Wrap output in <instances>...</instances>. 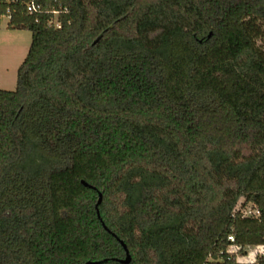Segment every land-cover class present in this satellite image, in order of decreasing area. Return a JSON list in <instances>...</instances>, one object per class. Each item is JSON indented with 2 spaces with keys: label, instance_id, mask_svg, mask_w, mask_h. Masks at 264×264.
<instances>
[{
  "label": "trees",
  "instance_id": "trees-1",
  "mask_svg": "<svg viewBox=\"0 0 264 264\" xmlns=\"http://www.w3.org/2000/svg\"><path fill=\"white\" fill-rule=\"evenodd\" d=\"M3 17L31 44L0 89V264H264V0Z\"/></svg>",
  "mask_w": 264,
  "mask_h": 264
},
{
  "label": "crops",
  "instance_id": "crops-1",
  "mask_svg": "<svg viewBox=\"0 0 264 264\" xmlns=\"http://www.w3.org/2000/svg\"><path fill=\"white\" fill-rule=\"evenodd\" d=\"M7 22L6 23H0V40L2 41L4 38H8L9 40L6 41L4 44H7L6 46L8 47V49H11L10 51H13V52H8V59L6 58V56L3 58L0 57V89H5L4 86L6 85V83H9L10 81V74H11V71H13L12 73H15L16 70L18 69V66L20 64H22V62L24 61V59L26 58L27 56V53H28V46L22 48L21 46H18L17 44H13L12 41H10V39H14L15 37H17V35H20L21 33L23 32H26V31H10L8 30L7 28V24H8V21H9V18L7 17ZM1 26H3V28H1ZM3 29H5L3 31ZM28 32V31H27ZM1 33H5L6 36H1ZM10 33V34H8ZM2 44L4 47L5 45ZM17 53V56H14L12 54L14 53ZM3 60V61H2ZM12 60L15 61V63H12ZM11 63L13 65H11ZM21 66V65H20ZM15 70V71H14ZM15 81V79H14ZM14 81L11 82V84L13 83L14 84ZM16 84H17V81H16Z\"/></svg>",
  "mask_w": 264,
  "mask_h": 264
},
{
  "label": "rangeland",
  "instance_id": "rangeland-1",
  "mask_svg": "<svg viewBox=\"0 0 264 264\" xmlns=\"http://www.w3.org/2000/svg\"><path fill=\"white\" fill-rule=\"evenodd\" d=\"M7 20H8L7 17H3L1 22L4 24V23L7 22ZM1 28H3V26H1ZM4 30L5 29H3V31ZM8 34H10V33H8ZM1 36L3 37V36H6V35H5V33H1ZM8 40L9 39L7 37L4 38L2 41L0 40V57L3 58V59H4L5 56L8 59V52H10V53L13 52V51H10L11 49H8V47L6 46L7 44H4ZM10 41H12L13 44H17L18 46H21L22 48H24L26 46L30 47V44H31V33L27 32V31L23 32L20 35H17V37H15L14 39H10ZM2 44H4L5 47ZM12 55L17 56V53L15 52ZM12 63H15V61L12 60ZM12 63H11V65H13ZM20 65L18 66V69H19ZM18 69L16 70L15 73H12L13 71H11V74L9 76L10 77V81H9V83H6V85L4 86V88H6V90H8V91L15 90ZM14 79H15V81H14ZM12 81H14V84L13 83L11 84ZM0 87H2V86H0ZM241 203H242V200L240 201L239 204H241ZM246 251H247V258H246L247 261H253L256 258L257 255L258 256L260 255V254L256 255L255 254V250L252 249V248L251 249L248 248Z\"/></svg>",
  "mask_w": 264,
  "mask_h": 264
},
{
  "label": "built area",
  "instance_id": "built-area-1",
  "mask_svg": "<svg viewBox=\"0 0 264 264\" xmlns=\"http://www.w3.org/2000/svg\"><path fill=\"white\" fill-rule=\"evenodd\" d=\"M35 9H36L35 5L31 4L29 7V11H33ZM239 203H238L237 207L235 208V212L241 214L242 218H252V217L258 218L260 216V211L256 207H254L252 205H247V206L243 207L242 203L241 204H239ZM228 240L231 243H234V241H235L234 236H230L228 238ZM252 249L255 250L256 255L257 254H260V255L259 256L257 255L253 261H247L246 260L247 257L244 259V261L257 263L260 258L264 257V245L256 246V247H253Z\"/></svg>",
  "mask_w": 264,
  "mask_h": 264
},
{
  "label": "water",
  "instance_id": "water-1",
  "mask_svg": "<svg viewBox=\"0 0 264 264\" xmlns=\"http://www.w3.org/2000/svg\"><path fill=\"white\" fill-rule=\"evenodd\" d=\"M99 39H100V38H99ZM82 184H83L84 186H86V187L92 188V186H90L89 184L85 183L84 181L82 182ZM101 199H102V195L99 194V200H98L97 206L101 203ZM121 244H122L123 248H124L125 251H126V259L123 260L122 263H124V264H128V263L130 262V256H129L128 250H127V248H126V246L124 245L123 242H121ZM97 263L99 264V263H101V262H88V264H97Z\"/></svg>",
  "mask_w": 264,
  "mask_h": 264
}]
</instances>
